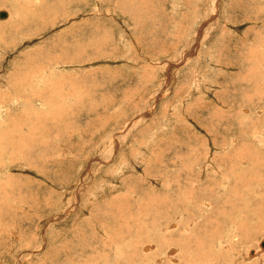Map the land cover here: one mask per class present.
Returning <instances> with one entry per match:
<instances>
[{"label":"rangeland","instance_id":"rangeland-1","mask_svg":"<svg viewBox=\"0 0 264 264\" xmlns=\"http://www.w3.org/2000/svg\"><path fill=\"white\" fill-rule=\"evenodd\" d=\"M0 11V264H264V0Z\"/></svg>","mask_w":264,"mask_h":264},{"label":"bare ground","instance_id":"bare-ground-1","mask_svg":"<svg viewBox=\"0 0 264 264\" xmlns=\"http://www.w3.org/2000/svg\"><path fill=\"white\" fill-rule=\"evenodd\" d=\"M213 2H214V1H213ZM208 5H209V7H210V9H211V8H212V7H211V3H209ZM6 13H7V12H6ZM207 13H208V12H207ZM210 13H211V12H210ZM209 15H210V14H209ZM8 18H9V15H8V13H7V18H5V19L8 20ZM10 19H11V18H10ZM1 20H4V19H1ZM0 24H1V23H0ZM13 29H14V28H13ZM31 74H32V73H31ZM26 79H27V78H26ZM10 89H12L11 91H14V88H10ZM4 91H5V90H4ZM14 92H16V91H14ZM30 94H31V93H30ZM11 95L13 96V97H12L13 102H14L13 104H16L15 99H17V97H16L14 94H11ZM11 95H10V96H11ZM0 100H1V95H0ZM2 100H4L3 97H2ZM2 106H3V105H2ZM4 107H5V106H4ZM1 108H2V107H1ZM254 110H255V109H254ZM0 115H1V114H0ZM0 117H1V116H0ZM255 135H256V134H255ZM253 136H254V134H253ZM260 137H262V135H261ZM255 138H258V136H255ZM263 138H264V137H263ZM263 138H262V139H263ZM247 153H248V152H247ZM205 197H206V196H205ZM204 204H206V203H204ZM204 204H203V205H204ZM176 226H177V224H176ZM173 228H175V225L173 226ZM234 230H235V229H234ZM232 231H233V230H232ZM235 233H236V232H235ZM205 236L207 237V235H205ZM236 237H237V236H236ZM236 237H234V238L232 239V240H234L235 242H236V240H238ZM232 240H231V241H232ZM197 241H200V240L197 239L196 242H197ZM223 242H224V241H223ZM200 243H201V241H200ZM197 244H198V242L195 244L196 247H197L196 249H199L200 247L203 246V245L201 246L200 244H198V245H200V246H198ZM263 244H264V242H263ZM263 244H262V247L264 248V245H263ZM219 247L222 248L221 250H223V249H225L226 246H224V245L222 244L221 246L219 245ZM145 248H146V247H145ZM215 248H216V247H215ZM263 248H262V249H263ZM143 249H144V248H143ZM147 250H148V249H147ZM233 250H234L233 247L230 246L228 249H226V250L224 251V254L221 253L220 256H221V257H223V256H225V257L228 256V257H229V255L232 256V254H233L232 251H233ZM243 250H244V249H243ZM241 251H242V250H241ZM174 252H176V250H175ZM201 252H202V250H201ZM203 253H204V252H203ZM254 253H255V252H254ZM257 253H258V252H257ZM243 254H244V253H243ZM243 254H242V255H243ZM260 254L264 255L263 250H262V251L260 250ZM244 255H245V254H244ZM245 256H246V255H245ZM253 256H254V255H253ZM259 256H260V255H259ZM228 257H227V258H228ZM242 257H244V256H242ZM254 257H255V256H254ZM244 258H245V257H244ZM259 258H260V257H259ZM245 259H246V258H245ZM262 259H263V258H262ZM224 260H225V259H224ZM246 261H248V260H246ZM258 264H261V263H258Z\"/></svg>","mask_w":264,"mask_h":264},{"label":"water","instance_id":"water-1","mask_svg":"<svg viewBox=\"0 0 264 264\" xmlns=\"http://www.w3.org/2000/svg\"><path fill=\"white\" fill-rule=\"evenodd\" d=\"M5 18H7V13L5 11H0V19H5Z\"/></svg>","mask_w":264,"mask_h":264}]
</instances>
